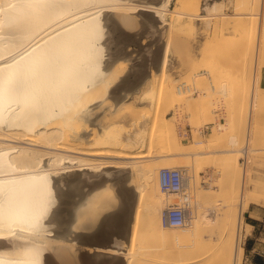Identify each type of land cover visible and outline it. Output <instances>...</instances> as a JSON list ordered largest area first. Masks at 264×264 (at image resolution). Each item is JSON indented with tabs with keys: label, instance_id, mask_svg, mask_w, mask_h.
I'll return each mask as SVG.
<instances>
[{
	"label": "bare ground",
	"instance_id": "obj_1",
	"mask_svg": "<svg viewBox=\"0 0 264 264\" xmlns=\"http://www.w3.org/2000/svg\"><path fill=\"white\" fill-rule=\"evenodd\" d=\"M169 2L0 0V264H154L155 240L178 254L170 264L242 263L241 241L252 229L244 213L257 200L252 191H262L247 161L261 151L253 144L264 119V0H242L246 11L231 15L224 0H180L184 10L171 11L190 20L189 29L193 20H215L211 44L239 31L250 51L230 87L219 86L213 63L200 71L186 55L195 88L169 73ZM113 29L134 41L155 30L168 38L144 50L146 61L131 74V48L109 51ZM141 90L153 114L137 119L131 97ZM218 93L231 104L226 123L212 117ZM107 101L113 114L127 103L130 128L103 123ZM166 105L188 108L193 125L211 123L209 136L195 131L187 148ZM160 147L164 154L153 158ZM209 155H220L229 188L213 216L204 209L213 187L198 175L199 158ZM158 160L181 170L179 193L161 189ZM182 194L185 225H165L164 211ZM137 238L147 243L134 252Z\"/></svg>",
	"mask_w": 264,
	"mask_h": 264
},
{
	"label": "rangeland",
	"instance_id": "obj_2",
	"mask_svg": "<svg viewBox=\"0 0 264 264\" xmlns=\"http://www.w3.org/2000/svg\"><path fill=\"white\" fill-rule=\"evenodd\" d=\"M242 0H224L225 7H224V13L227 15L234 14L236 12H240L242 10L246 11V7L242 6ZM204 2V0H203ZM173 9L176 10H184V7L181 5L180 0H170L168 4V10L165 11V19L167 21L172 22L173 24V32H175L170 37V41L172 42V49L171 53L169 55L170 59V65H169V73L171 75V78H179L182 75V79H179V81H184L190 85H192L193 88L196 87L194 84V81L190 78L189 73L190 69L189 67H186L187 62L189 61L188 55H193V64H196L198 67L200 66V71L203 70V65H213L218 69V75H216L217 82L220 81L219 86H227L230 87L231 83L233 81V78L235 76V69L236 66L244 65L245 60V54L250 53L248 47H243L241 45V35L239 31H235L234 29L228 30L227 34L217 40L214 44H211V41H208V37H211L214 32V26L213 20L211 24L201 21V20H193V29L190 28V20L188 19H179L178 15L176 13H172L171 11ZM173 18V19H172ZM178 20V21H177ZM215 23V22H214ZM187 24V25H186ZM210 25V27H209ZM212 26V27H211ZM180 27V28H179ZM179 28V29H178ZM179 33H178V31ZM181 30V33H180ZM211 32V33H209ZM209 33L207 36L206 34ZM152 36L148 35L143 38L144 44L141 45L142 39L135 40V37L130 36L129 34L123 32L121 29H116L110 31L108 37L110 38V52H114L116 50L120 49H128L127 47L131 48V51L134 52V55H132V61L129 62L126 65V72L131 70L132 73H136L138 71V67H140L141 64H143V61H146L144 59V50L149 49L151 52L154 51L157 43L162 42V45L165 44V40L168 38V34L165 35H159L157 30H155L153 33H151ZM159 39V40H158ZM158 40V41H157ZM134 42V43H132ZM131 44V45H130ZM133 44V45H132ZM189 49V50H188ZM183 55V58H182ZM187 55V56H186ZM247 55V54H246ZM187 57V58H186ZM244 57V58H243ZM183 59V61H182ZM241 59V60H240ZM183 62V63H182ZM192 64V62H191ZM232 70L234 72H232ZM128 71V72H129ZM199 71V72H200ZM187 72V73H186ZM264 72V68H263ZM219 79V80H218ZM264 79V78H263ZM133 80V79H129ZM236 81V80H235ZM200 80H197V87L199 88ZM264 83V80H263ZM143 90L140 92L134 94L131 97L132 104L134 105L133 110V117L139 118V115L143 112L153 114L152 109L146 104L141 98L143 97L142 94ZM216 96V102L214 103V108H212V117L217 122L226 123L228 122L229 118V112L231 109V104L227 97L222 96L220 93L215 94ZM218 100V101H217ZM112 103L111 101H107V105L105 107V115L103 117V123L104 124H112V123H121L122 125L126 126L127 128H130L132 121L129 116H126L124 113V109L127 108V103L121 106V110L118 113H111L108 106H110ZM167 107V105H166ZM168 111L166 113L167 118H170V121L174 125L176 132L178 134L179 138L181 139L182 144H184L187 148L190 146L193 135L196 134V132H200L199 134H203V137H208L211 132V127L209 124L211 123H205L202 122L197 125H193L188 122V116L187 113L190 111L188 108L183 107L177 108L176 105L173 107L169 106L167 107ZM264 115V114H263ZM263 119V118H262ZM187 120V121H186ZM214 122V121H213ZM212 122V123H213ZM147 124V123H146ZM206 124V125H205ZM214 125V124H213ZM147 125L144 127V131H148ZM212 126V125H211ZM256 135L254 136V144L253 148L261 150L259 153L251 154L250 156V162L249 168L251 172L252 182L257 187L260 186L262 189L261 192L252 191V198H255L257 204L264 205V119L261 120L260 124L258 125ZM196 127V128H195ZM198 127V129H197ZM201 127V128H200ZM197 129V130H196ZM199 130V131H198ZM259 130V131H258ZM196 131V132H195ZM258 134V135H257ZM225 147L224 144H220L217 150H222ZM137 148V149H136ZM134 150L137 151H145L146 147L137 145L133 147ZM156 154L153 155L154 157H159L163 155L164 153L163 148L156 149ZM254 155V156H253ZM215 159H212L213 156H204L200 157L199 161L203 168L198 169V175L201 178V181H206L207 183L212 185V189L210 190V193L205 195V202L204 204L206 207L204 209H209L210 214L213 216L215 213L214 205L215 204H223V200L226 199L225 192L229 191V188H226L227 183V174L224 172V165L221 163L220 155ZM183 160H186L189 162L190 165H194V160L192 158H184ZM164 160H158L154 161L156 165H159L158 175L161 169H164L160 164L163 163ZM167 161V160H166ZM244 158L239 157L238 162H243ZM151 162V161H150ZM247 164V165H248ZM195 197L192 195V200H194ZM176 202V201H175ZM221 206H218L216 208H219ZM105 212V210H104ZM103 212V213H104ZM126 241V246L128 245V238H124ZM145 241H141L137 238L136 240V248L137 250L139 246H143L146 244ZM154 246L153 249L149 252L148 258L151 260L154 264H170L172 263V259L177 257L178 254L176 252H171L169 248L166 251H160L158 248V244L160 242L158 241H152L149 243ZM241 245L243 246V240L241 241ZM127 248V247H126ZM244 262V258L242 259V263Z\"/></svg>",
	"mask_w": 264,
	"mask_h": 264
},
{
	"label": "crops",
	"instance_id": "obj_3",
	"mask_svg": "<svg viewBox=\"0 0 264 264\" xmlns=\"http://www.w3.org/2000/svg\"><path fill=\"white\" fill-rule=\"evenodd\" d=\"M244 214L252 229L243 239V264H264V205L251 203Z\"/></svg>",
	"mask_w": 264,
	"mask_h": 264
},
{
	"label": "built area",
	"instance_id": "obj_4",
	"mask_svg": "<svg viewBox=\"0 0 264 264\" xmlns=\"http://www.w3.org/2000/svg\"><path fill=\"white\" fill-rule=\"evenodd\" d=\"M161 189L167 193H179L183 189V175L178 169H161L159 172ZM188 196L180 195L179 199L169 206L163 215V223L170 227H181L186 223Z\"/></svg>",
	"mask_w": 264,
	"mask_h": 264
}]
</instances>
